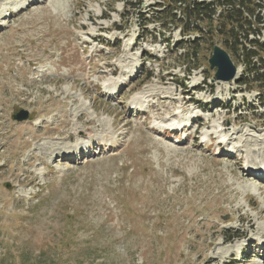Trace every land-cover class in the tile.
I'll return each mask as SVG.
<instances>
[{
    "label": "rangeland",
    "instance_id": "1",
    "mask_svg": "<svg viewBox=\"0 0 264 264\" xmlns=\"http://www.w3.org/2000/svg\"><path fill=\"white\" fill-rule=\"evenodd\" d=\"M129 1L0 0V264H264L247 171L264 167V82L239 83L212 27L190 54L160 0ZM216 45L237 79L215 78ZM198 124L240 130L236 157Z\"/></svg>",
    "mask_w": 264,
    "mask_h": 264
},
{
    "label": "trees",
    "instance_id": "2",
    "mask_svg": "<svg viewBox=\"0 0 264 264\" xmlns=\"http://www.w3.org/2000/svg\"><path fill=\"white\" fill-rule=\"evenodd\" d=\"M124 2L133 6L129 0ZM152 8L156 11L152 15L161 17L165 14L167 22L175 24V29L180 28L183 36L190 37L179 42L181 48L187 47L185 50L190 54H195L194 48L201 40L206 39L202 26L206 24V28L212 27L208 35L220 38L242 64L243 75H248L249 78L242 75L239 83L249 85L250 77L256 83L264 82V42L261 41L264 37V17L261 15L264 0H160ZM145 19L149 22L148 18ZM193 34L196 37L192 40ZM188 45L191 47L188 48ZM147 77L151 78V75ZM225 264L237 262L232 260Z\"/></svg>",
    "mask_w": 264,
    "mask_h": 264
},
{
    "label": "bare ground",
    "instance_id": "3",
    "mask_svg": "<svg viewBox=\"0 0 264 264\" xmlns=\"http://www.w3.org/2000/svg\"><path fill=\"white\" fill-rule=\"evenodd\" d=\"M30 4L31 3H28V6H30ZM226 82H229V81H226ZM145 92L144 93H140V94H138L137 96H136V98H135V100H137V99H143L144 97H145ZM84 114V113H83ZM83 114L82 115H79V117H78V120H80V119H82V118H84L83 117ZM81 121V120H80ZM79 121V122H80ZM92 123H91V121L89 122V124L88 125H91ZM169 125H172L171 123H169ZM185 128H186V126H185ZM223 128H225L224 126H223ZM79 130V129H78ZM240 132V130H238L237 132H234V133H230L229 135H230V140H233V137L235 136V135H238V133ZM223 132H222V126L220 125V124H218L217 125V127H216V131H212V132H210V134H209V136H210V138L212 139V140H215V139H217L218 138V134H222ZM243 136H245V135H243ZM235 137H237V136H235ZM239 138V137H238ZM69 139H70V137H69ZM90 142V141H89ZM239 147H243V145H239L238 147H237V149H239ZM223 148H226L225 146L223 147ZM236 148V147H235ZM241 149H239V151H240ZM238 151V152H239ZM242 151V150H241ZM248 153V152H247ZM248 155L250 156V154L248 153ZM247 163H254V165H257V164H259L258 162H256V161H252V159H249V161L247 162ZM262 166H263V164H262ZM261 166V167H262ZM259 169V170H258ZM247 170V169H246ZM250 174L251 173H256L257 174V177H259V179L260 180H263V181H260L258 184H256L257 185V187H256V192L258 193V194H262V192L264 193V191H262V189L264 190V184H262V183H264V167H262V168H257V170L256 169H248L247 170ZM236 178V181H239V183H240V179H244L243 178V176L242 175H240V177H235ZM253 179L252 177H250L249 175L247 176V179ZM255 179H257L256 177H255ZM253 181H254V179H253ZM243 183H245V180H243ZM247 185H251V184H249V183H246ZM230 189V188H229ZM248 192V191H247ZM252 195H254L252 192H250ZM251 194H247V196L245 197V199H246V201H247V203H248V205L247 206H249L250 207V209H252V210H257V208H256V206H255V204H254V200H251V199H248V197H249V195H251ZM238 195H239V192H236L235 193V198H237L238 197ZM235 201V200H234ZM233 203V202H232ZM241 210H243V207L240 205V206H237V209L235 210V212H237V213H240V211ZM256 215H257V218H260V219H263L264 220V209L263 208H261L257 213H256ZM262 217V218H261ZM239 221L241 222V223H251V222H253L254 220H252V217H250L248 214H241L240 215V217H239ZM264 222V221H263ZM252 225L254 224V223H251ZM263 225H264V223H263ZM215 227V226H214ZM255 227V226H254ZM217 228V227H216ZM218 235V233H217V231H215L214 230V232H213V234H212V236H213V241H212V243H211V247H213V246H215L216 245V243H215V240H216V238L218 237L217 236ZM250 242H252V245H253V247H258L257 246V243L255 244V243H253V241L251 240ZM245 245H247V244H244V245H242V246H245ZM209 246V247H210ZM260 246V249L261 250H263V257H264V242H261V244L259 245ZM255 247V248H256ZM243 247H241L239 250H241ZM215 259V258H214Z\"/></svg>",
    "mask_w": 264,
    "mask_h": 264
},
{
    "label": "water",
    "instance_id": "4",
    "mask_svg": "<svg viewBox=\"0 0 264 264\" xmlns=\"http://www.w3.org/2000/svg\"><path fill=\"white\" fill-rule=\"evenodd\" d=\"M211 70H216L215 78L220 81H233L237 79L240 74V69H238L232 62L230 55L227 50L216 45L214 47V52L212 57L208 60ZM26 114H15L13 119L21 121L27 119Z\"/></svg>",
    "mask_w": 264,
    "mask_h": 264
},
{
    "label": "built area",
    "instance_id": "5",
    "mask_svg": "<svg viewBox=\"0 0 264 264\" xmlns=\"http://www.w3.org/2000/svg\"><path fill=\"white\" fill-rule=\"evenodd\" d=\"M199 1H201V0H199Z\"/></svg>",
    "mask_w": 264,
    "mask_h": 264
}]
</instances>
